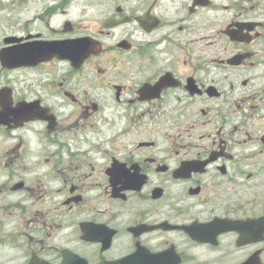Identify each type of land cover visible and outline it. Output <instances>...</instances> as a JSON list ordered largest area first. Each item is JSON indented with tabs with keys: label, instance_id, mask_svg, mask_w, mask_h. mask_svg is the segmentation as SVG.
<instances>
[{
	"label": "flooded vegetation",
	"instance_id": "1",
	"mask_svg": "<svg viewBox=\"0 0 264 264\" xmlns=\"http://www.w3.org/2000/svg\"><path fill=\"white\" fill-rule=\"evenodd\" d=\"M0 264H264V0H0Z\"/></svg>",
	"mask_w": 264,
	"mask_h": 264
}]
</instances>
